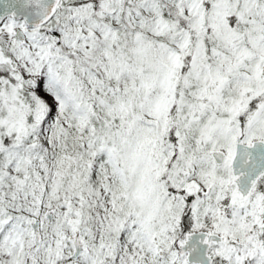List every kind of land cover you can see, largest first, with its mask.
Here are the masks:
<instances>
[{"label": "snow or ice", "instance_id": "1", "mask_svg": "<svg viewBox=\"0 0 264 264\" xmlns=\"http://www.w3.org/2000/svg\"><path fill=\"white\" fill-rule=\"evenodd\" d=\"M0 264H264V0H0Z\"/></svg>", "mask_w": 264, "mask_h": 264}]
</instances>
